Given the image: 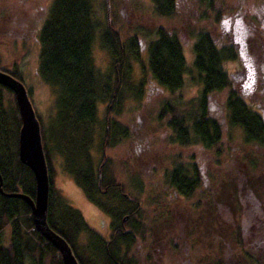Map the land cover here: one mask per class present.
Instances as JSON below:
<instances>
[{"label":"trees","instance_id":"trees-1","mask_svg":"<svg viewBox=\"0 0 264 264\" xmlns=\"http://www.w3.org/2000/svg\"><path fill=\"white\" fill-rule=\"evenodd\" d=\"M127 1L131 0H124V5L130 3ZM101 3L104 14L99 20L91 0H50L33 32L38 42L36 72L54 93V124H50L48 137L38 120L48 176L47 225L65 240L77 264H137L130 249L138 241L140 246L143 240L146 243L145 235L157 220L164 218L170 220L164 226L167 251L161 257L154 253L148 264H174V259L182 264H264V118L260 110L238 93L222 67L224 60L236 58V52L230 43L217 44L209 30L218 24L220 8L214 7L213 0H148L147 17L169 21L177 20L178 14L181 30L191 40L189 69L200 83L193 95L182 97L178 91L188 67L177 33L154 23L152 28L134 29L137 31L122 35L114 25L118 14L115 0ZM206 13L210 15L208 22ZM247 18L254 21L252 16ZM261 29L264 31V27ZM94 37L107 57L101 71L91 55ZM139 40L144 45L150 78L168 92L156 113L157 121H162L167 129L166 141L177 146L199 144L224 161V166L220 161L214 163L218 170L216 179L203 187L191 157L167 156L164 184L187 202L182 207L183 213L178 212L175 217L171 214V203L162 201L163 192L147 204L140 201L133 192L137 173L134 178L129 175L127 164L122 161L120 174L133 187L132 193L125 192L127 189L116 179L105 156L107 146L128 138L129 134L125 126L109 116L99 117L97 106L105 103L103 111L112 109L118 114L116 108L126 96L140 98L141 81L134 83L128 63L131 56L141 65ZM0 69L22 82L15 65ZM4 93L11 96L10 105L5 108ZM26 93L28 96L27 90ZM214 105L219 106L216 115ZM226 124L240 129L239 142L224 137ZM18 126L13 93L0 85V264H62L56 249L33 228L27 203L6 195L13 191L30 198L34 195L33 175L17 157ZM47 138L60 156L64 171L85 198L108 217L107 235L102 236L90 227L63 196L53 194ZM154 156L138 153L137 163L131 165L134 172H139V164ZM125 159L128 160L127 155ZM235 173L244 183L246 196L255 201L253 217L257 225L255 236L248 241H243L240 235L241 207L236 196ZM146 206L149 216L143 210ZM225 208L231 215L232 210L238 213L233 225L221 214ZM81 233L86 237L79 244L77 238ZM202 243L204 251L199 250Z\"/></svg>","mask_w":264,"mask_h":264},{"label":"rangeland","instance_id":"rangeland-1","mask_svg":"<svg viewBox=\"0 0 264 264\" xmlns=\"http://www.w3.org/2000/svg\"><path fill=\"white\" fill-rule=\"evenodd\" d=\"M49 1L50 0H0V67H11L15 65L19 68L22 84L28 92V98L34 114L40 121V125L45 128L44 133L47 137L50 135L49 127L54 124L52 121L54 118V93L51 91L48 84L40 79L36 72L38 42L33 32H35L36 27L39 26L40 20L44 16L45 7ZM91 1L95 17L101 20L104 14L101 0ZM104 1L106 4V0ZM127 2L130 3L124 5V0H115V11L118 14H116L117 19L114 25L118 28L117 30L121 32L122 35H129L139 28H152L154 23L161 24L166 28L169 27L174 30L178 35L185 63L188 67L182 76L183 85L178 92L182 97L193 95L200 81L196 80L194 72L189 69L192 58L191 40L181 30V24H179V22L182 20L179 18V15L177 14V20H152L145 14L146 8L149 6L148 0H131ZM213 2L216 9L220 8L218 24L216 27H209L214 41L220 45L230 43L236 52V58L224 60L222 67L230 74L231 80H235L233 85H235V89L238 93L245 98L250 106H255L256 109L260 110L261 114L264 116V105H258V102L261 103L259 98L263 100L264 97V31L261 29L264 27V0H213ZM130 5H132V8ZM206 14V20L208 22V17L210 15L209 13ZM181 16L182 15H180V17ZM247 16H252L254 21H249ZM240 42L241 46L239 48ZM139 43L138 51L141 65L139 66L131 56L128 57V63L134 83L141 81L142 90L140 98L134 99L130 94L126 96V99L120 107L116 108L118 109V114L111 111L112 109L109 112L103 111L102 107L105 103H100L97 106V115L99 117L109 116L122 126H125L129 134L128 138L120 139L114 145L107 146L105 148V156L107 158V163L113 166L112 169L117 176L116 179L119 182L121 181L125 190L127 189L125 192L129 191L132 193L133 187L127 183L120 174V171H123L121 170L122 161L127 164L129 175L134 178V173H137V185L134 186L135 189L133 192L136 193L140 201L147 204L149 199L154 196L156 197L159 192H163L165 199L162 201L171 203V214L175 217L178 212L183 213L182 207L187 206V202L175 195V193L164 184L163 168L167 165L166 161L168 157L176 154L185 159L191 157L198 167L199 180L203 187L208 186L216 179L218 170L214 168V163L220 161L219 163L224 166V161L222 158L214 157V154L210 150L204 149L199 144L177 146L176 144L166 141L167 129L162 121H157L156 113L159 102L161 99L167 97L168 92L166 89L159 87L152 78H150L146 67L144 45L140 40ZM238 49L242 51L244 60L248 61L249 64H247V66L250 67V69H246L239 62L240 59L237 54ZM90 50L95 66L98 67L100 71L104 70L107 57L105 51L99 45L97 37H94L90 45ZM245 71H251L250 74H253L252 82H245ZM258 72L263 76H259ZM254 73L255 75L258 73L257 77H254ZM10 99L11 96L7 93L2 95L4 108L6 105H10ZM256 105L261 107L258 108ZM218 107L219 106L214 105L213 113L215 115L218 114ZM223 134L224 137L227 135L226 138H228L230 142H239L242 137L240 129L235 125L232 126L229 124H226ZM224 140L225 138H223V141ZM50 141L48 139L46 147L50 167V184L53 194L63 196L70 205L81 213L90 227L94 228L102 236H105L108 233V217L96 209V207L85 198L81 190L73 182L71 176L64 171L60 156L54 152ZM240 152L243 153V150L241 149ZM138 153H148L155 156L147 160L145 162L146 164H139V172H134L135 169H133L131 165L135 166L134 163L137 160ZM126 155L128 160L125 159ZM130 167L132 169H130ZM221 170L222 169H219L220 173H222ZM235 178L236 196L241 207L240 221L238 220V224H240V235L243 241H248L250 237L254 235L255 226L257 225V220L255 221L253 217V206L255 201H253V198L246 196L244 183L238 173H235ZM173 194L176 197L175 199L173 198ZM147 208L146 206L143 210L145 214L149 216ZM221 214H223L225 219L232 225L236 223L238 219V213L235 210H232L231 215L229 210L225 208L222 210ZM169 222L170 220L168 218L157 220L147 237L145 235L148 245L144 243L145 240H143L144 242L140 246L138 245V243L140 244L138 241L130 249L133 251L132 254L136 257L137 264H148V259L150 256H153L154 253L160 254L159 256L161 257L165 251H167L164 226ZM85 237V233L79 234L77 242L79 244L83 243ZM201 238L204 239V237ZM145 245H147V247ZM199 246V250L204 251L203 243L199 244ZM201 251L198 252V256L201 255ZM144 252H147V254L144 255V261L139 262L138 256L140 255L141 258V254ZM148 254L149 257H147ZM129 255L131 256L130 251ZM145 258L147 260H145ZM165 260L166 259L163 260L164 263ZM170 260L172 261V259ZM178 261L179 264H182L179 259H174V264H178Z\"/></svg>","mask_w":264,"mask_h":264},{"label":"water","instance_id":"water-1","mask_svg":"<svg viewBox=\"0 0 264 264\" xmlns=\"http://www.w3.org/2000/svg\"><path fill=\"white\" fill-rule=\"evenodd\" d=\"M241 42L239 43V48ZM238 56L244 59L241 50ZM0 85L8 88L13 93L19 117L17 130V157L31 171L34 180V195L13 191L6 193L8 196L21 198L29 206L33 228L48 241L59 253L62 264H77L70 247L65 240L49 228L45 221L48 194V176L45 159L42 151L38 120L34 114L26 90L17 78L0 69ZM125 216L122 217V220Z\"/></svg>","mask_w":264,"mask_h":264},{"label":"flooded vegetation","instance_id":"flooded-vegetation-1","mask_svg":"<svg viewBox=\"0 0 264 264\" xmlns=\"http://www.w3.org/2000/svg\"><path fill=\"white\" fill-rule=\"evenodd\" d=\"M233 31V30H232ZM239 62L241 63V65H243L246 69H250V67H248L247 66V64H249L248 63V61H243V60H239ZM251 73V71H245V73H244V78H245V82H252L253 81V74H250ZM259 73V72H258ZM258 73H256V75H255V73H254V77H257V75H258ZM260 76V75H259ZM229 77H230V80H231V76H230V74H229ZM231 82H232V84H234L235 83V80L234 79H232L231 80ZM234 87H235V85H233ZM241 86H242V82H241ZM260 99V101H261V103H259L258 102V105H264V97H263V100L261 99V98H259ZM257 106V105H256ZM262 117L264 118V116H263V114H262ZM130 169H132L131 167H130ZM124 197H127L126 195H124ZM107 232H109V230H107ZM108 234V233H107ZM106 234V235H107ZM144 253H142L141 254V258H140V255L138 256L139 257V259H138V261L140 262H142V261H144ZM131 256H132V254H131Z\"/></svg>","mask_w":264,"mask_h":264}]
</instances>
